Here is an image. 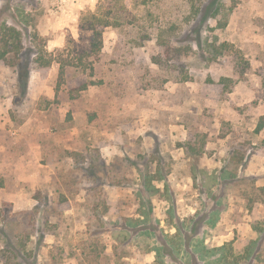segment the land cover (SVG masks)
Segmentation results:
<instances>
[{"label":"rangeland","instance_id":"obj_1","mask_svg":"<svg viewBox=\"0 0 264 264\" xmlns=\"http://www.w3.org/2000/svg\"><path fill=\"white\" fill-rule=\"evenodd\" d=\"M3 26L0 264H264V0H0Z\"/></svg>","mask_w":264,"mask_h":264},{"label":"trees","instance_id":"obj_2","mask_svg":"<svg viewBox=\"0 0 264 264\" xmlns=\"http://www.w3.org/2000/svg\"><path fill=\"white\" fill-rule=\"evenodd\" d=\"M92 20L93 22L89 25L88 29L92 32V35H93L92 36L93 48L94 49L98 48V50H96L98 52L101 50V47H102L103 30L111 26V22L101 20L95 15L92 16ZM20 38H21V33L16 28H13L10 26L2 27V30H0V65H6L8 61V56L10 55V53L16 52V55H19V53L23 49ZM9 39H17L18 43L16 45H13L9 42ZM35 63L38 66L37 69H49L53 63V59L45 60L43 56L38 55V58L36 59ZM155 63H159V62H155ZM59 64L61 65L60 73H59V83H61L62 81H64L65 70H64V64L62 63V61L59 62ZM11 67H14V65ZM27 79L29 80V76ZM88 86H89V83L83 82L78 87H79V90L85 91L87 90ZM263 127H264V119L257 131H260ZM189 149H190V152H193V153L196 152L193 146H191ZM244 159H245V155L238 153L237 155L233 156L231 163L234 164L235 166H239L244 161ZM144 177L147 178V181L146 180L145 181H146V188H150L149 193L153 194L155 192H160L159 189L154 190V188L152 187V184H151V180L153 179L152 177H149V176L147 177L144 176ZM3 187H4V181L0 179V188H3ZM259 191L261 193V196L264 197V187L260 188ZM68 207L69 206L64 207L62 211L69 209ZM221 249H218V250L221 251ZM15 255H16L15 257L20 258L18 254H15ZM20 264H26V263L22 262ZM209 264H228V263L226 259L221 258Z\"/></svg>","mask_w":264,"mask_h":264},{"label":"crops","instance_id":"obj_3","mask_svg":"<svg viewBox=\"0 0 264 264\" xmlns=\"http://www.w3.org/2000/svg\"><path fill=\"white\" fill-rule=\"evenodd\" d=\"M6 108L2 105H0V134L9 132L11 140L10 142H0V176L1 178H5V175H3L4 168L9 169L7 163H16L19 161H26L25 159V153L20 151V145H21V138H22V127L17 128L13 126L11 117L9 113L6 114ZM40 149L41 146L39 145ZM36 145L34 147L28 148V154L32 156V152L36 150ZM26 154V155H28ZM4 181V180H3ZM8 185L4 181V187L0 188V193L3 195H14L12 191H9L7 188ZM4 196V195H3ZM8 199L11 197H7ZM12 199V198H11Z\"/></svg>","mask_w":264,"mask_h":264}]
</instances>
